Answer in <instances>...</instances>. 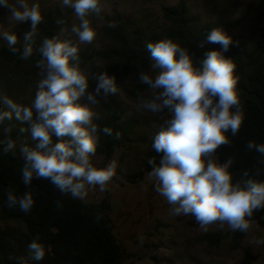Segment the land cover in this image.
I'll return each instance as SVG.
<instances>
[{
    "label": "clouds",
    "instance_id": "9594fccd",
    "mask_svg": "<svg viewBox=\"0 0 264 264\" xmlns=\"http://www.w3.org/2000/svg\"><path fill=\"white\" fill-rule=\"evenodd\" d=\"M62 6L74 10L79 25L70 32L79 44H90L96 32L90 25V16L102 18L104 5L101 0H62ZM0 7L9 12L8 21L30 22V30L23 35L21 59L33 55L38 25L42 15L38 4L29 5L28 0H0ZM63 25V20L56 21ZM109 27L116 25L109 22ZM68 30L62 28L61 35ZM12 52L18 37L15 33L0 30ZM218 44L220 50L205 53L200 67L196 66L187 48L171 38L146 43V50L153 61L155 76L139 73V82L147 85L151 95L140 97L138 108L161 116L163 123L152 138V148L162 156L152 166L148 178L155 182V191L164 197L172 216H193L202 231L209 226L225 225L231 231L246 233L254 212L264 209V181H258L243 173V179L234 182L230 171L234 160L221 162L218 150L230 145L231 137L239 134L244 122L240 101L235 61L224 55L233 46V38L221 27L213 28L201 43ZM238 43V42H237ZM41 59L35 67L42 77L37 84L35 99L28 106L17 104L7 96H0V125L15 119L27 122L34 146L23 143L19 152L24 161L21 169L22 182L31 185L33 179L49 180L62 194L73 199L85 200L89 188L99 186L101 192L116 175L117 162L110 161L105 167L94 166L91 157L97 153L99 132L113 135L110 127L100 129L94 120L100 118L95 111L100 99L116 95L119 88L115 76L106 71L87 73L80 67L79 48L71 39L60 36L45 37L36 49ZM97 69H103L97 60ZM96 81L94 91H88L89 79ZM0 141L5 153L15 155L16 142L8 134ZM55 136L59 142L53 141ZM121 133L117 131L115 138ZM248 150L264 157V144L248 141ZM258 174V172H257ZM35 201L31 191L17 196L11 189L6 192V206L30 214ZM57 208L62 202L56 201ZM99 219V217H98ZM255 244H264V238ZM32 261H42L46 255L40 236L28 244ZM18 264L23 261L18 260Z\"/></svg>",
    "mask_w": 264,
    "mask_h": 264
},
{
    "label": "trees",
    "instance_id": "16d2710c",
    "mask_svg": "<svg viewBox=\"0 0 264 264\" xmlns=\"http://www.w3.org/2000/svg\"><path fill=\"white\" fill-rule=\"evenodd\" d=\"M164 17L171 22L165 38H171L182 47L187 48L196 66L200 67L205 53L220 50L218 44L201 43L206 40L207 34L216 27L223 28L232 38L233 46L225 56L232 58L237 67L236 74L240 77L238 91L244 112V122L235 137H229L230 145L222 146L218 150L221 162L233 158L234 163L230 169L234 182L243 179V173L249 172L252 178L264 181V157L254 150H248V141L264 144V27L259 34V40L254 48L249 50L245 43L238 37L232 36L233 32L254 13L264 14V0H259L250 10L236 19L221 18L214 22L203 24L201 18L190 12L188 7L180 2L174 7L163 9ZM66 19L58 12L46 14L41 24L38 25L37 39L41 42L45 37L60 36L59 31L63 25L56 21ZM115 27H106L105 34L112 41V45L102 51L89 52L80 49V65L87 63L94 56L105 59L119 60L128 68L133 62H138L142 68H151L153 61L146 50V43L157 42L153 37H145L140 32L129 33L121 16L112 18ZM61 38V37H60ZM62 39V38H61ZM238 42V43H237ZM17 51L12 52L9 47L0 48V57L17 63H25L35 67L37 60L41 59L37 48L33 45V55L27 60L21 59L23 45H15ZM149 89L147 85H138L133 91L138 97L141 92ZM36 91L31 94L35 99ZM106 116L95 120L100 129L110 127L113 135L99 132L100 141L96 154L104 156L103 166L116 152L129 145L132 134L139 126L135 116H129L127 108L118 100L116 95L107 97ZM3 129L11 127V139L16 142L15 155L3 151L4 145L0 143V216L3 220H20L25 228L6 227L0 228V264H122L123 252L113 234V223L110 219L111 205L108 199L98 203H86L73 199L70 195L62 194L49 180L33 179L31 185L25 186L22 182L21 169L24 161L19 148L23 143L34 146L31 140L29 124L13 119L0 125ZM119 131L121 137L115 138ZM54 142L59 140L53 136ZM161 153H156L152 148L149 159L159 163ZM102 166V167H103ZM152 166L146 162L144 170L132 174H124L127 182H137L142 179L144 172H150ZM258 172V174H257ZM11 189L18 197L31 191L34 197V207L30 214H25L16 208L6 206V192ZM56 201L62 202V208H57ZM99 217V219H98ZM191 224L197 225L193 216ZM252 221L264 227V209L254 212ZM37 234L40 243L45 247L46 255L42 261H32L29 257L28 244ZM246 233L235 231L233 246L238 248ZM227 237L221 231L207 233L201 237L210 245H219ZM257 256L246 250L238 264H254ZM198 264H204L198 262Z\"/></svg>",
    "mask_w": 264,
    "mask_h": 264
},
{
    "label": "rangeland",
    "instance_id": "374dc122",
    "mask_svg": "<svg viewBox=\"0 0 264 264\" xmlns=\"http://www.w3.org/2000/svg\"><path fill=\"white\" fill-rule=\"evenodd\" d=\"M259 0H101L104 5L102 18L90 16V25L96 32L95 39L90 44H79L78 38L70 32L71 27L79 25L74 10L62 6V0H28L29 5L38 4L42 18L49 12L58 11L66 23L61 27L68 31L61 35L62 39H71L80 49L102 51L112 45V41L105 34V28L115 15L122 17L129 33L140 32L145 37L157 40L164 39L171 22L164 17L163 9L184 3L191 13L198 15L203 24L214 22L221 18L236 19L247 13ZM15 3V0H9ZM9 12L0 7V30L15 33L17 44L23 45V35L30 30V22L17 23L8 21ZM42 19V20H43ZM264 27V14L254 13L233 32L252 50L259 40V34ZM38 31V28H37ZM36 45L41 42L35 37ZM8 47L0 39V48ZM99 60L103 69L94 65ZM87 73L106 71L116 77L119 88L116 94L118 100L127 108L129 116H135L139 126L132 134V142L119 149L116 154L103 166L104 156L96 154L91 157L94 166L105 167L110 161L117 162L116 175L108 184V190L101 192L99 186L89 188L88 195L83 200L86 203H98L108 199L111 205L110 219L113 223V234L123 252L122 264H238L246 250L257 256L254 264H264V244L257 245L256 239L264 238V227L251 222L250 229L240 242L238 248L233 246L234 231L227 225L221 230L218 225L209 226L207 232L199 225H192L191 216H172L169 214L171 205L159 195L155 189V182L148 178L149 172H144L142 179L137 182H127L124 174L143 171L149 160L152 149V138L163 123L161 116L168 118L167 113L152 114L138 108L140 97L149 98L150 89L134 96L135 87L139 82V73L145 72L155 76L152 68H142L138 62H133L126 68L123 61L111 60L94 56L87 63L80 65ZM42 79L39 69L16 61L0 57V96H7L17 104L28 106L31 104V94L37 91V84ZM96 81L89 79L88 91H94ZM107 98L100 99L95 111L100 118L106 116L105 104ZM95 122V120H94ZM6 135L0 127V141ZM124 173V174H123ZM82 201V200H81ZM20 227L24 224L17 219L3 220L0 216V228ZM221 231L227 234L219 245H210L201 237L207 233Z\"/></svg>",
    "mask_w": 264,
    "mask_h": 264
}]
</instances>
